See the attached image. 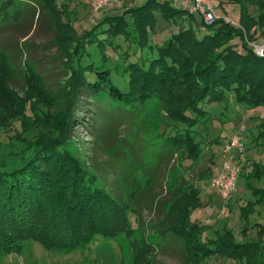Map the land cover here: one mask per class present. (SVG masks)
<instances>
[{"label":"trees","instance_id":"1","mask_svg":"<svg viewBox=\"0 0 264 264\" xmlns=\"http://www.w3.org/2000/svg\"><path fill=\"white\" fill-rule=\"evenodd\" d=\"M234 1L240 5V25L247 29L254 25L264 35V0ZM31 2L58 11V0H1L0 26L18 20ZM194 13L179 0H143L124 15L113 16L118 20L105 17L77 35L72 27L67 35L56 37L61 47V40L65 41V87H45L54 80H40L39 74L30 73L22 99L8 86L12 68L9 56L0 50V108L7 120L0 121V129L14 120H20L24 130L42 128L34 140L10 151L12 164L0 162V254L21 250L27 240L47 249L72 250L97 236H130L133 209L109 188L107 168L74 155L67 147L83 104L94 102L97 118L110 119L114 113L105 102H117L129 112L142 110L154 99L160 101V111L172 125L167 130L164 123L157 132L162 150L169 154L173 147L181 148L179 152L191 164L203 155L197 128L209 119V103L232 93L241 105L264 108V56L248 44L241 28L224 19L206 24L202 15ZM179 18L187 19L188 27L179 28L162 43L152 42L151 32L159 22L176 23ZM238 37L242 50L231 43ZM124 43L128 48H122ZM5 102L16 104L17 109L8 111ZM257 129L258 137L264 138V117ZM127 131L121 138L130 144L135 135L129 127ZM102 132L95 134L97 142ZM138 139L133 147L144 148ZM249 176L264 177V166L255 163ZM184 178L188 185L172 200L168 224L162 221L153 236L167 239L170 234L167 245L179 247L195 264H205L213 255L264 264V247L258 241H235L230 230L225 234L215 230L210 236L208 228L192 218L191 210L202 205L200 189ZM263 189L254 191L263 195L258 202H264ZM150 192L141 201L150 198ZM252 208L253 203L241 207L245 217ZM157 244L143 236L141 241L133 238V253L136 256Z\"/></svg>","mask_w":264,"mask_h":264},{"label":"rangeland","instance_id":"2","mask_svg":"<svg viewBox=\"0 0 264 264\" xmlns=\"http://www.w3.org/2000/svg\"><path fill=\"white\" fill-rule=\"evenodd\" d=\"M142 1L117 0L96 7V4L100 3L98 0H58L56 13L42 4L29 3L27 8L21 11L18 20L13 19L7 25L0 26V50L9 56L12 68L9 88L18 99L25 98L29 74L36 73L39 74L40 80H54L45 87L54 85L62 90L65 87L63 82L68 73V66L64 54L65 41L61 40V47L56 37L67 35L72 27L75 29L73 34H80L105 17L107 21L118 20L113 16L124 15ZM179 1L190 9V0ZM209 1L213 5L216 19H224L241 28L245 40L256 53L259 47L264 48V35L256 26L247 29L240 25L241 10L238 2ZM194 14L197 17L202 15L199 11ZM59 23L62 28H59ZM188 25V20L182 18L176 23L162 20L156 30L151 32L152 42L162 43L179 28L183 29ZM231 43L239 50L244 47L239 37L233 38ZM128 46V43H124L122 48ZM156 101L154 99L144 104L140 111L129 112L123 110L117 102H105V106L114 113L110 119L97 118L98 109L94 102L85 103L78 110V124L73 126L74 129L66 140L67 147L74 155L107 168L110 175L109 188L121 195L122 201L133 209L130 236L127 233L116 237L97 236L85 246L72 250L47 249L38 241L27 240L21 250L1 253L0 264H195L179 247L174 244L167 245L170 234L167 239L166 236H153L154 233L157 234L162 221L168 219L172 200L178 192L187 187L188 182L184 177L200 189L202 205L192 209L191 216L208 228L210 236L215 234V230L222 234L230 230L235 241L255 240L264 247V202H258L263 195L261 192H254L264 188V177L249 176L252 175L255 163L264 166V138L258 137L257 129L264 117V108H248L241 105L232 93H227V97L220 101L209 103V119L197 128L203 155L198 163L191 164V160L179 152L181 148L173 147L169 154L162 150V139L157 132L164 123L167 130L172 125L170 119L160 111L162 103ZM5 104L8 111L17 109L14 108L16 104ZM0 121H7L1 108ZM22 124L20 120L11 123L9 121L0 129V162L12 164L14 157L10 151L19 150L18 145L31 142L40 135L41 126L24 130ZM128 127L135 135L130 144L121 138L128 132ZM100 130L103 132L99 134L100 140L97 142L95 134ZM234 135L240 136L243 150L233 148L230 152H225L228 141ZM137 138V143L144 144V148L133 147ZM212 139L214 143H211ZM226 162L239 165L244 174L239 177L235 192L225 199L211 183ZM148 192L150 198L141 201L140 198L145 197ZM249 203H253V208L245 217L241 207ZM168 221L165 223L168 224ZM142 236L152 243L157 241L159 244L135 256L132 240L135 238L141 241ZM205 264L249 263L245 258L213 255L207 258Z\"/></svg>","mask_w":264,"mask_h":264},{"label":"built area","instance_id":"3","mask_svg":"<svg viewBox=\"0 0 264 264\" xmlns=\"http://www.w3.org/2000/svg\"><path fill=\"white\" fill-rule=\"evenodd\" d=\"M99 4H96V7L101 6L102 4H107L117 0H98ZM189 10L191 12L199 11L202 14L204 22L206 24H211L216 19V13L214 11L213 5L209 0H190ZM259 56H264V48L257 50ZM233 148L238 149L239 151L243 150V144L241 138L238 135H234L230 141L227 143V148L225 152H230ZM232 158V155H231ZM241 167L235 163L231 164L226 162L222 169H219L216 177L212 180V186L220 193L223 198H228L236 190V185L240 176Z\"/></svg>","mask_w":264,"mask_h":264}]
</instances>
